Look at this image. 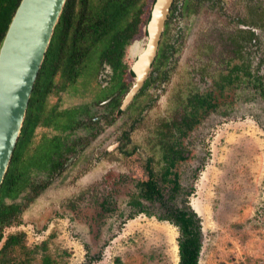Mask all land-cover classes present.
<instances>
[{
	"label": "rangeland",
	"instance_id": "obj_1",
	"mask_svg": "<svg viewBox=\"0 0 264 264\" xmlns=\"http://www.w3.org/2000/svg\"><path fill=\"white\" fill-rule=\"evenodd\" d=\"M152 2L147 0L145 21L126 47L124 60L129 67L142 49ZM191 2L195 11L177 14L171 23L170 44L175 52L166 66L169 78L138 99L142 109L139 105L109 122V113L94 100L114 86L99 85L97 56L89 58L73 87L51 93L49 103L59 109L90 103L91 115H108L65 133L69 141L83 143L76 154L68 155L63 173L31 174L33 183L48 184L28 202L18 221L4 229L0 248L10 234L23 235L24 247L14 246L13 258L24 264H45L44 256L52 264H181L180 228L158 217V204L146 203L150 215L134 212L129 203V193L137 189L135 180L148 179L145 162L153 153L149 147L155 143L156 128L162 119L176 114V104L193 81L199 90H211L214 77L242 64V58L264 80V0ZM251 9L256 21L250 26L256 35L243 50L234 36L245 25L243 20L252 22ZM126 79L131 84L134 80L130 73ZM226 94L222 105L203 116L183 138L181 149L187 159L175 167L183 186L181 199L200 220V264H264V98L246 77ZM176 116L181 118L180 113ZM44 131L56 132L46 126L40 130ZM126 134L129 139L122 150ZM24 163L20 160L19 169ZM155 165L158 170L160 164ZM93 184L98 197L92 188L81 194ZM108 192L115 195L116 209L98 217L97 202ZM23 194L18 201L24 200Z\"/></svg>",
	"mask_w": 264,
	"mask_h": 264
},
{
	"label": "trees",
	"instance_id": "obj_2",
	"mask_svg": "<svg viewBox=\"0 0 264 264\" xmlns=\"http://www.w3.org/2000/svg\"><path fill=\"white\" fill-rule=\"evenodd\" d=\"M20 1L0 0V42ZM146 3L147 0L66 1L37 77L26 119L9 169L0 188V239L4 229L18 221L29 204L28 202L33 201L48 184V182L33 183L31 181L33 168L43 167L49 170L50 175L56 171L58 174L63 173L66 167L65 158L70 153L80 150L78 145L83 143L74 140L69 141V136L65 134L66 129L71 126H86L87 121L83 120L85 114L91 118V123L94 124L93 115L90 113V103L59 109L55 104L49 103L52 92L58 93L62 88H68L69 85L73 87L87 67L89 58L97 56L100 65L104 61L111 64L114 74L107 88L114 86V89L101 97H96L94 102L100 104L101 101L108 99L117 92V95L106 104L108 116L111 115L113 118L132 108L136 110L139 105L142 109L143 105L138 103V99L144 94L150 95L152 87L158 83L161 85L168 80L170 74L166 66L169 63L170 54L172 55L175 50L169 42L171 32L168 27L169 23H167L163 34L153 74L137 94L135 100L127 108H121L122 99L131 86V82L126 79L129 72L128 65L124 62L125 51L140 31L142 22L145 21L142 15L145 13ZM178 8V4H175L170 19L175 15ZM180 11L182 14H191L195 11L191 0L185 1ZM249 18L252 19V22L245 19L243 20L244 24L251 25L256 21L253 9H251ZM255 35L252 29L239 28L238 34L234 37L237 38L239 47L242 49L245 42L248 39L252 40ZM241 60L242 64L238 63L241 67L236 64L227 72H220L216 75L211 90L201 91L198 84L193 81L194 86L176 104L175 113H180L181 118H178L176 114L170 118H164L156 128L155 143L149 147L153 153L148 154L145 162L148 179L135 180L137 189L129 193V203L134 208V212H145L151 215L152 212L148 210L146 203L158 204L160 210L158 217L169 220L180 228L181 264H200L199 257L203 245V233L199 217L197 212L188 205L186 199H181L183 186L175 168L179 162L187 159L181 149L183 138L189 131L193 130L203 116L222 105L226 93L233 90L234 85H239L244 77L252 81L253 87L264 98L263 75L257 71L252 72L249 61L246 63V59L242 58ZM45 126L54 128L56 132L53 134H49L47 131L40 132ZM128 139L129 135L126 134L120 146L122 150L123 142L125 143ZM125 152L127 154L132 153L130 150H125ZM26 156L30 158H26ZM20 160L26 162L24 163L25 168L24 165L20 166L21 170L19 169ZM17 161L19 163L16 168ZM155 162L160 164L158 170ZM103 179L105 182L107 181L105 176ZM91 188V193L98 197V189L95 184L81 194L88 193ZM112 191L115 192V190ZM22 194L25 195L24 200L18 201L17 199ZM114 197V193L108 192L102 197V200L97 202L100 207L99 212H97L98 217H104L106 212L116 209ZM72 204L75 206V201ZM22 236L10 234L6 238L0 248V264H11L12 262L24 264L16 256L13 258L14 246L24 247ZM43 259L45 264H52L49 256H44ZM28 260L25 259L24 261L29 262ZM118 264L121 262L118 261Z\"/></svg>",
	"mask_w": 264,
	"mask_h": 264
},
{
	"label": "water",
	"instance_id": "obj_3",
	"mask_svg": "<svg viewBox=\"0 0 264 264\" xmlns=\"http://www.w3.org/2000/svg\"><path fill=\"white\" fill-rule=\"evenodd\" d=\"M67 0H21L0 42V188L24 125L34 86ZM173 0H153L142 49L130 67L126 108L156 61Z\"/></svg>",
	"mask_w": 264,
	"mask_h": 264
},
{
	"label": "flooded vegetation",
	"instance_id": "obj_4",
	"mask_svg": "<svg viewBox=\"0 0 264 264\" xmlns=\"http://www.w3.org/2000/svg\"><path fill=\"white\" fill-rule=\"evenodd\" d=\"M185 1H187V0H183L182 2H178V0H173V3H172V6H171V9H170V13H169V16H168V19H167V21H166V24H165V28H166V25H167V23H169L168 24V27H169V29L171 30V23H172V20H173V18L177 15V14H181V11H180V9L178 8L177 10H176V12H175V15L173 16V17H171V19H170V16H171V14H172V9L174 8V6H175V4H178V7H180V6H182V4L185 2ZM181 8V7H180ZM245 26V27H244ZM243 27H241V28H247V29H252V30H254V32H255V28H253V27H251L250 25H247V24H245ZM165 28H164V31H165ZM256 33V32H255ZM163 34H164V32H163ZM170 34H171V32H170ZM170 37H171V35H170ZM170 37H169V42H170ZM162 39H163V35H162ZM250 39H248L247 41H249ZM246 41V42H247ZM245 42V43H246ZM161 43H162V40H161ZM161 43H160V46H161ZM171 43V42H170ZM245 44H244V47H243V50L245 49ZM159 50H160V48H159ZM242 50V51H243ZM158 54H159V52H158ZM158 56V55H157ZM157 59V58H156ZM124 62H125V60H124ZM156 62V61H155ZM154 65H155V63H154ZM131 67V66H130ZM130 67L128 66V72L130 73ZM101 69H100V71H99V74H98V81H99V84H100V86L101 87H103V88H106V86L111 82V80H112V78H113V74H114V70H113V68H112V66H111V64L110 63H107L106 61H104L103 63H102V65H101V67H100ZM153 70H154V66H153V68H152V70H151V72H150V74H149V76H148V78L146 79V81L149 79V77L153 74ZM131 74V73H130ZM134 81V80H133ZM133 81H132V83H133ZM146 81H145V83H146ZM145 83H144V85H145ZM132 85V84H131ZM144 85H143V87H144ZM131 87V86H130ZM130 87H129V89H130ZM142 87V88H143ZM142 90V89H141ZM140 90V91H141ZM139 91V92H140ZM128 92V91H127ZM138 92V93H139ZM115 95H117V92L115 93V94H113L112 96H110L108 99H105V100H103V101H101V103H100V105H102V107H104V109L107 111L106 113H109L108 112V110H107V108H106V104L115 96ZM125 96V95H124ZM137 96V95H136ZM136 96H135V98H136ZM135 98L133 99V100H135ZM133 100H132V102H133ZM131 102V103H132ZM130 103V104H131ZM96 104H98V103H96ZM129 104V105H130ZM128 105V106H129ZM127 106V107H128ZM91 107V106H90ZM126 107V108H127ZM91 113V112H90ZM92 114V113H91ZM106 115H108V114H104V116H103V114H101V115H99V116H94L93 115V117H92V119L94 120V124H96L97 122H99V120L98 119H100V118H103V117H106ZM109 117V120L111 121V119H112V116L110 115V116H108ZM88 119L86 120L87 121V124L88 125H90V123H91V118L88 116L87 117ZM90 122V123H89ZM93 124V123H92ZM73 131V127L71 126V127H69V128H67L66 129V131H65V133H68V132H72ZM64 132V131H63ZM77 152H72V155H74V154H76ZM70 158H68V157H66L65 158V160H67L66 161V163L68 162V160H69ZM66 163H65V166H66ZM33 170L34 171H36V172H45V173H47L48 175H50V172H49V170H46V169H44L43 167H34L33 168ZM40 170V171H39ZM55 175H58V171H56V172H54L53 173V175H50L51 177L52 176H55Z\"/></svg>",
	"mask_w": 264,
	"mask_h": 264
}]
</instances>
